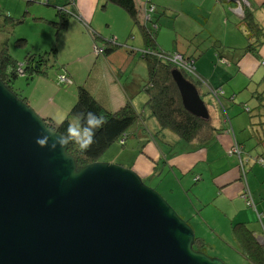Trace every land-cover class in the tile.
Masks as SVG:
<instances>
[{
    "label": "crops",
    "instance_id": "crops-1",
    "mask_svg": "<svg viewBox=\"0 0 264 264\" xmlns=\"http://www.w3.org/2000/svg\"><path fill=\"white\" fill-rule=\"evenodd\" d=\"M9 1L18 5H22L24 1L39 5L38 9L29 7L30 10L26 14L43 22L49 20L48 18L57 21L58 12L55 16V8L58 11V8L74 1L76 16L71 17L64 33H68L72 38L75 30L81 39L88 42L86 53H90L94 41L92 33L97 34V39L104 40L100 34H104L101 29L102 24L99 22L97 26L96 19L103 22L107 20L111 25L115 23L117 29L111 34L115 35L117 40H121L125 32L137 31L133 19L128 17L123 9L106 0H6ZM41 1L48 3L46 5L48 12H44L45 8L41 6ZM137 3L145 14L148 4L155 3L157 12L152 19L154 18L153 21L160 19L162 25L166 21H174L177 17L189 19L187 21L195 25L182 26L187 34L186 38H196L194 41L196 46L192 45L196 53L186 51L184 57L192 58L197 74L203 79L201 83L196 80L195 84H198L200 94L207 104L214 131L207 145L201 141L186 143L178 136L170 134L173 137L172 142H168L166 138L163 141L152 140L142 149L140 141L131 137L128 140L137 141L135 142L137 150L133 151L135 156L131 160L133 165L130 169L141 179L150 182H154L168 172L167 177H171L175 182L174 185L180 190L178 199L175 198L173 201L169 199L173 207L170 206L174 211L177 210V214L178 207L180 208L182 215L178 214V216L193 230L195 235L193 249L196 238L204 243L206 250L208 249L201 228L202 225L207 224L217 234L230 233L231 236L226 234V240H235L248 264H253L245 255V243H241L236 234L248 230L253 233L259 246L264 248V0H247L249 11L245 21L242 16L233 12L236 0H137ZM66 6L72 10V6ZM0 8L6 10L2 14L7 12L13 14L17 10L10 9L9 3L2 4L1 0ZM145 14L142 17L144 21ZM5 16L10 20L7 19L8 21L2 25V30L7 31L11 27L9 21L14 22L17 19H14L13 15ZM249 22L258 25L257 32L247 31L246 26ZM89 23L95 27L91 24L89 26ZM148 28L152 29L149 24ZM250 34L253 37L249 38ZM158 37L159 27L156 31L155 43L151 45L145 42L144 36L142 40L136 37L133 41H129L125 48L134 54L127 55L126 63L121 60L116 50L110 57L111 64L102 62V71L96 75L94 82L84 83L109 111H119L128 103H132L138 113L145 114V127L151 134L159 132L160 126L156 119L149 116L146 107L141 109V105L146 106L149 99L144 91L149 77L148 65L147 79L145 74L135 73L128 78L129 82L125 83L123 80L132 65L141 64L144 51L164 53L158 43ZM216 46L220 49L217 50ZM254 49L259 51V58L255 57ZM41 50L43 49L35 44L29 55L40 54ZM179 50L181 52L183 49L179 47ZM220 54H222L221 58ZM27 56L24 63L19 66L25 64ZM100 56L104 55L97 54V57ZM118 58L122 65L117 64ZM137 58L138 63H135ZM73 62L77 64L76 61ZM96 64L95 61L94 65ZM59 77L69 79V86H72L68 73L63 72ZM42 80L43 77L32 79L29 87L34 84L35 88L30 94L23 96L27 104L42 119L55 116L52 112L47 115L50 106L69 116L77 103L76 92L74 97H71L69 106L72 105V109L69 111L65 107V99L69 91L60 90L57 85L38 84ZM52 95L56 98L60 97L58 103ZM34 104H43L46 107L39 111ZM236 143L245 150L246 154L243 155L245 161L240 160L238 156V159L232 156L231 150ZM165 145L173 146L172 151L168 152ZM247 154L250 161H247ZM256 159L263 160V164L256 163ZM116 164H120V161ZM129 164L127 163V166ZM173 193L174 191L171 192ZM202 254L207 256L204 252Z\"/></svg>",
    "mask_w": 264,
    "mask_h": 264
},
{
    "label": "water",
    "instance_id": "water-1",
    "mask_svg": "<svg viewBox=\"0 0 264 264\" xmlns=\"http://www.w3.org/2000/svg\"><path fill=\"white\" fill-rule=\"evenodd\" d=\"M173 77L185 109L209 121L198 86ZM43 126L0 80V264H224L193 250V230L133 170L78 168L68 146L36 144Z\"/></svg>",
    "mask_w": 264,
    "mask_h": 264
},
{
    "label": "rangeland",
    "instance_id": "rangeland-1",
    "mask_svg": "<svg viewBox=\"0 0 264 264\" xmlns=\"http://www.w3.org/2000/svg\"><path fill=\"white\" fill-rule=\"evenodd\" d=\"M1 3L2 4L9 3L10 9H17V10L13 14H10V12H7V14L6 13L2 14L5 9L3 10L2 8H0V55L2 51L5 49L7 54L12 58V60L15 61L18 65H21L24 63L25 57L29 55V53L32 51L33 46L35 44H37V47L43 49L41 50L40 55L49 53L51 52L52 49H54L56 51V57L55 58L51 56L48 57L47 66H46L47 75H44L43 80L40 81L38 84L46 83L50 86L57 85L60 90L69 91L68 97L67 99H65V103H66L65 107L69 109V111L72 109V105L69 106L71 97H74L75 92L76 94L78 93L77 92L78 87L80 86L87 87L84 83L94 82L96 75L100 74L102 71L101 68L103 64L102 62L111 64L109 60H111L110 57L112 54L109 56H100V57H97V54H104L106 49L108 48L111 49L112 48L111 42L113 41L114 43H116L115 50L119 52L121 56V60L124 63H126L127 55L131 56L132 53L131 50L129 51L127 50V48H125L126 43H128L129 41H133V39H135L136 37L138 38V40L143 39L140 28L136 26L135 23L134 25L137 27L136 32H133L132 30L125 32L123 36H121V40H117V38H115V35L113 36L111 34V32L117 29L116 24L114 23L111 25L106 20L109 25L108 26L106 21L103 22V20L96 19L95 23L97 26L99 22H101L102 24L101 29H103L104 34L102 33L100 34L104 40L97 39V34L92 33L94 41H92L90 53H86L88 51V46H87L88 42H85L83 39H81L76 34L75 30L72 38L70 37V35H68V33H62L59 35L58 31L51 24L52 22L56 23V21H53L56 19L48 18L49 20L43 22L41 20H36L33 16L31 17V15L29 14H26V12L29 11L31 7H36L38 9L39 7L37 6L39 5L27 3L25 1L22 5H18L13 1L6 2V0H1ZM40 4L45 8V9L43 8L44 12L49 11V9H47L48 7L46 6L48 4L47 2L41 1ZM74 4H75L74 1H71L70 4H66V5H70V7L72 6V10H69L66 5H64L61 8H58V11L55 8V16L57 15V12L66 15H70V14L74 15L75 11H77L76 9H74L75 8ZM155 8L157 9L155 3L148 4V9L147 11H145L146 23L149 24L151 28L155 27L152 25V17H155V13L157 12ZM5 15H13V18L17 19V21L14 22L9 21L10 22L9 25L11 27H9L7 31L2 30V25H4L6 21H8L6 20ZM14 15H17V17ZM127 16L132 19V17L129 14ZM187 20L189 19H186L184 17L179 19V17H177L174 21H166V23L162 25L159 19L158 43L160 44L161 49L164 51L166 55L184 56L186 54V51L192 54L196 53V49L192 48V45L196 46V42H194L196 38H186L185 35L187 34L182 28V26H193V27L195 26L192 22H188ZM90 24L91 23H89L88 25L90 26ZM92 27L95 26L92 25ZM118 29L119 30L121 29L120 21L118 24ZM90 31L92 32L91 29ZM20 40H26V43H24V45L21 46L22 43H19ZM179 47L183 49L181 52L180 50L178 51ZM81 51L83 53H80ZM177 54H181V55H177ZM117 60H118L117 64L122 65L119 58ZM141 60L142 61L141 64H139V66H136L135 64L132 65L130 72L124 76L123 81L125 83L129 82L128 78L135 75V73L139 75L145 74V77L147 79L148 77L147 64L144 61V59ZM73 61H76L77 64H75ZM95 61L97 62L96 66L94 65ZM174 61H176V63L178 64V57L174 58ZM135 63H138V58ZM63 72L65 74L68 73L70 75L72 86H69L70 81L66 83L62 82L61 80L62 78L59 76L63 74ZM31 83L32 80L28 79L26 76L24 77L19 76L14 82V89L17 93H19V95L26 96L30 94L31 91L35 88L34 84L31 87H29V84ZM52 98L55 100L56 103H58L60 97L56 98L55 96L52 95ZM144 105H141V109L145 108ZM34 107H36V109H39V111H42L43 109H45L46 106L43 104H34ZM51 107L53 106L48 107L50 109L48 110L47 115H49L52 112L54 113L55 116L53 117L49 116L47 118H50L52 122L55 123L56 125H60L68 118L67 115L62 114V112H60L58 109ZM61 117H63V121L61 123H57V121L60 120ZM165 135H166V140L168 142H172V138H173L172 135L168 133H166ZM135 142L137 141L128 140L126 145L121 144V142L116 143L99 159V162L96 163L98 164L104 163L106 165L116 166L117 165L116 163L120 161V164H118L117 166H121L125 169L130 170V168L133 165L131 163V160H133L135 156L133 151L137 150V146ZM165 148L168 150V152H170L172 151L173 146L165 145ZM116 151L119 152V154ZM177 152L178 150L176 151V153ZM233 154L232 156L238 159V157L234 156ZM118 155L121 158L118 157ZM109 160H112L113 164L107 162ZM127 163H130L129 166H127ZM164 174L165 175H162L161 178L154 180V182L146 181L143 179L142 181L147 188L151 190H155L169 205H172L171 201H173V199L175 198L178 199V194L180 190L178 186L174 185L175 184L174 180L171 179V177H167V175H169L168 172H165ZM171 176L174 177L173 174H171ZM163 186L165 187L163 188ZM172 191H174L173 194H171ZM175 212L177 213V210ZM178 214L180 216L182 215V212L179 207H178ZM201 228H202V234L206 237L205 238L206 244L208 245V249L206 250V254L208 258L212 260L215 259L220 260L224 264H248L247 260L245 259V256L239 251L238 243L233 239L229 241L226 240L225 238L226 234L231 236L230 233L222 232L221 234H217L213 232L212 228H210L207 224L202 225Z\"/></svg>",
    "mask_w": 264,
    "mask_h": 264
},
{
    "label": "trees",
    "instance_id": "trees-1",
    "mask_svg": "<svg viewBox=\"0 0 264 264\" xmlns=\"http://www.w3.org/2000/svg\"><path fill=\"white\" fill-rule=\"evenodd\" d=\"M106 1L122 8L132 17L135 25L138 26L143 33L146 43L149 45L155 43L158 21L156 23L152 19V24L155 27L152 29L148 28L146 20L144 21L142 18L145 13L138 5L137 0ZM243 11V20L245 21L248 18L249 11L247 5L243 6ZM72 16L73 14L66 15L59 12L56 23H50L60 35L68 28ZM74 16H76V14H74ZM7 19L10 20L8 17ZM257 28L258 25L252 22H249L246 26L249 33L257 32ZM258 31H260V29H258ZM248 37L250 38L253 36L250 34ZM19 43H22L21 45L23 46L26 40H20ZM111 44L112 48L106 49L105 53L101 55L109 56L116 51V43L112 41ZM216 49L219 50L220 48L216 46ZM249 49H251V47H249ZM253 53L256 58H259V51L257 49H254ZM132 54L134 53L132 52ZM142 55L149 69V79L144 88L149 99L145 107L149 111V116L157 120L160 126L159 132L155 134L150 133L145 127V114L138 113L132 103H128L119 111H109L103 107L85 86L78 87L77 103L63 123L56 125L52 120L44 119L47 127L54 129L58 134H63L68 124L75 123L73 119L82 111H92L97 114L102 113L106 117L107 123L97 132L94 143L87 151H80L79 147L72 143L68 145V155L76 161L78 168H84L95 164L116 143L121 142L123 145H126L127 140L131 137L140 141L142 149L152 140L163 141L166 138L165 132L178 136L180 140L186 143L201 141L207 145L211 140V135L214 131L211 119L209 121L200 119L185 109L179 88L173 77V72L177 70L190 82L195 84L197 83L196 80H198L201 83L200 79L202 78L197 74L192 58H185L183 56V61L186 63V66L195 70L194 74H191L183 65L176 64L174 62L175 55L169 56L159 51L153 53L151 50L144 51ZM50 56L53 58L56 57V51L54 49L49 53L41 55L30 54L27 56L25 64L19 66L4 49L0 56V80L7 88L16 94L19 99L27 103L26 98L15 91L14 82L19 76H26L28 79L32 80L35 77L47 75L46 66L48 57ZM219 57L221 58L222 54H220ZM19 68L23 69V75L19 73ZM195 85L197 86L198 84ZM237 145L241 146L240 144ZM242 152V156L239 157L240 160L244 159L243 155L246 154L244 149ZM246 157L247 161H250L248 154ZM258 160L263 161L261 159H256V163ZM253 236V233L248 230L236 234L237 239L241 243H245L244 248H246V257H248L253 264H264V248L259 246L257 240ZM193 250L197 253H206L205 245L199 238H196Z\"/></svg>",
    "mask_w": 264,
    "mask_h": 264
},
{
    "label": "clouds",
    "instance_id": "clouds-1",
    "mask_svg": "<svg viewBox=\"0 0 264 264\" xmlns=\"http://www.w3.org/2000/svg\"><path fill=\"white\" fill-rule=\"evenodd\" d=\"M63 117L57 121L61 123ZM107 123L106 117L101 113L82 111L75 117V123H69L63 134L57 135L54 129L43 126L44 133L36 138V144L40 148H48L56 151L58 148L64 151L72 143L79 147V150L87 151L95 141L97 132ZM79 169H74L73 176L78 175Z\"/></svg>",
    "mask_w": 264,
    "mask_h": 264
},
{
    "label": "built area",
    "instance_id": "built-area-1",
    "mask_svg": "<svg viewBox=\"0 0 264 264\" xmlns=\"http://www.w3.org/2000/svg\"><path fill=\"white\" fill-rule=\"evenodd\" d=\"M148 1H150V0H148ZM231 1V0H230ZM244 5H247V0H236V6H235V8L233 9V12H235L236 14H238V15H240V16H242V17H244V11H243V6ZM176 57H178V65H183L184 67H186V69L191 73V74H194L195 73V70L194 69H191V68H189L188 66H186V63L183 61V57L182 56H176ZM175 57V58H176ZM175 63H176V61H174ZM177 64V63H176ZM19 73L21 74V75H23L24 74V72H23V69H20L19 70ZM62 80V82H64V83H66V82H68L69 80L67 79L66 80V78H62L61 79ZM232 154L233 155H236V156H238V157H241L242 156V154H243V148L241 147V146H239V145H234L233 146V148H232ZM243 161H245L244 159H242ZM259 161V162H258ZM257 161V163H259V164H263V161H260V160H258Z\"/></svg>",
    "mask_w": 264,
    "mask_h": 264
}]
</instances>
